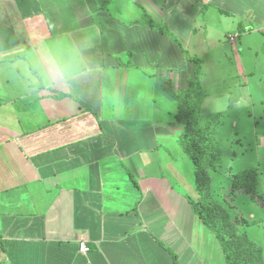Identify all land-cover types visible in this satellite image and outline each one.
<instances>
[{"label":"crops","instance_id":"1","mask_svg":"<svg viewBox=\"0 0 264 264\" xmlns=\"http://www.w3.org/2000/svg\"><path fill=\"white\" fill-rule=\"evenodd\" d=\"M131 1L142 10L126 19L118 0H0V264H175L174 254L177 264H228L194 213L190 158L168 146H180L178 103L153 83L166 75L153 76L150 63L182 68L186 58L195 75L182 34L192 26L196 36L195 22L215 8L239 21L238 40L228 43L245 75L237 43L255 28L243 19L247 10L264 15V0H190L201 3L177 19L168 0ZM144 28L174 41L184 58L166 55L162 43H133ZM53 60L59 74L47 70ZM143 93L155 107L148 114Z\"/></svg>","mask_w":264,"mask_h":264},{"label":"rangeland","instance_id":"2","mask_svg":"<svg viewBox=\"0 0 264 264\" xmlns=\"http://www.w3.org/2000/svg\"><path fill=\"white\" fill-rule=\"evenodd\" d=\"M104 1L101 0V2ZM157 1L161 0H150V6L153 7V3L156 4ZM168 1L167 7L168 9H172V18L174 19H177L174 14L182 16L184 9H188L191 6H193L191 8H196L201 3V1H196L194 2L196 5H192L190 0H187L188 3L184 0L181 6L174 5L175 0ZM118 2L121 3L122 11L117 12L126 19L128 13L134 15L139 10H142L139 5L135 7L131 0H118ZM160 4L158 3L157 7ZM154 13V17H156L157 12ZM250 13L251 11L247 10L243 19V26L246 28L251 25L255 30L253 32L247 29L242 30L240 41L237 43L238 51L242 53L244 58L245 75H241L237 69L236 60L233 58L232 53L234 45L231 44V46L228 43V40L232 43L238 40V33L236 31L239 29V21L237 18L234 19L215 8H210L207 11V15H203L201 19L195 22L200 29V32L196 36L191 34L193 30L192 26L187 29L185 34H182V41L190 44V46H187L190 53L203 57L201 81L203 80L204 87L208 92L203 96L201 122L205 121L213 113H224L223 121L218 126L216 133L222 141L224 155L223 166L214 174L213 192L218 199L222 197L221 193L225 194L229 189L231 176L228 168L230 166L233 171L257 167L260 172V192L264 196V15L256 12L248 16ZM259 28H262V30H259ZM144 31L145 35L139 34L136 37V42L133 43L144 45L149 41L152 46H158L159 43H162L165 47L164 53L166 55H172L176 59L180 56L184 58L180 47L174 41L165 37L162 38L163 41L160 38L153 40L150 34L155 33V31L153 32L146 28H144ZM230 33H233V35ZM234 33L237 34L234 35ZM205 35H207V38ZM130 43L132 42L128 44ZM128 44H123L122 48ZM125 54H127V57L135 55L132 50L125 52ZM125 61L123 58L117 59L116 63L117 65H123ZM150 64L153 76H159L161 71H163L167 78L170 77L169 79L172 78L171 69L169 68H173L175 70L174 74L177 73L178 80L175 84L174 77L171 79L173 85H175L174 88L177 87V83L185 86L190 79L195 77L192 70L193 64L190 65L186 58L181 63L183 71L182 68L173 66L162 68V63L158 61L155 64L153 62ZM188 73L191 77L186 79L184 74L187 75ZM245 76L247 78L246 82L244 81ZM159 79L160 83L156 81L158 80L157 78L154 79L153 83L161 84L162 79L160 77ZM150 82H152L151 79ZM183 82H185V85ZM141 96H143L140 97L142 103L140 104L139 102V104L145 108L148 114L151 109H155L149 100L152 95L143 93ZM181 129L183 130V127ZM168 146L170 149H173L174 153L182 152L186 158H189L184 150L181 149L182 147H176V145L172 144ZM186 160H189L194 171L192 161L190 159ZM235 205L242 210L243 215L261 221L246 227V230L253 241L259 245L262 244L261 246L264 247V206L252 202L245 195L236 199ZM205 232H209L207 234H214L208 228Z\"/></svg>","mask_w":264,"mask_h":264},{"label":"trees","instance_id":"3","mask_svg":"<svg viewBox=\"0 0 264 264\" xmlns=\"http://www.w3.org/2000/svg\"><path fill=\"white\" fill-rule=\"evenodd\" d=\"M144 22L174 39V35L157 24L152 17L147 16ZM176 41L182 47L181 42L177 39ZM182 49L185 55L196 64L195 77L190 79L187 87L181 90H176L173 81L166 76L162 75L161 79L162 88L177 100L178 109L174 117L183 127L180 146L194 165L198 197L197 199L189 198L194 213L216 235L228 264H264V247L253 241L246 230V227L261 221L243 215L242 210L235 205L236 199L240 195H245L252 202L264 206V196L260 192L259 169L251 167L233 171L230 166L228 168L231 176L229 189L225 194L221 193L220 199L216 197L213 192L214 174L224 162L222 141L216 133L223 121L224 113H213L201 122L202 58L190 55L184 47ZM131 176L137 183L134 176ZM174 259L177 264L175 254Z\"/></svg>","mask_w":264,"mask_h":264},{"label":"clouds","instance_id":"4","mask_svg":"<svg viewBox=\"0 0 264 264\" xmlns=\"http://www.w3.org/2000/svg\"><path fill=\"white\" fill-rule=\"evenodd\" d=\"M47 70L53 74H59L61 72V66L58 61H51L47 65Z\"/></svg>","mask_w":264,"mask_h":264},{"label":"built area","instance_id":"5","mask_svg":"<svg viewBox=\"0 0 264 264\" xmlns=\"http://www.w3.org/2000/svg\"><path fill=\"white\" fill-rule=\"evenodd\" d=\"M80 250H81L83 253H85V252H87V251L89 250V247H88L86 241L82 240V241L80 242Z\"/></svg>","mask_w":264,"mask_h":264}]
</instances>
